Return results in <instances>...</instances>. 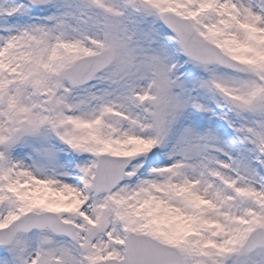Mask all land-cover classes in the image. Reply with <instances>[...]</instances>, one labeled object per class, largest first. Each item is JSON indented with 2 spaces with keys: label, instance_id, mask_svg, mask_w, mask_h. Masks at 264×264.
I'll return each mask as SVG.
<instances>
[{
  "label": "snow or ice",
  "instance_id": "obj_1",
  "mask_svg": "<svg viewBox=\"0 0 264 264\" xmlns=\"http://www.w3.org/2000/svg\"><path fill=\"white\" fill-rule=\"evenodd\" d=\"M0 264H264V0H0Z\"/></svg>",
  "mask_w": 264,
  "mask_h": 264
}]
</instances>
